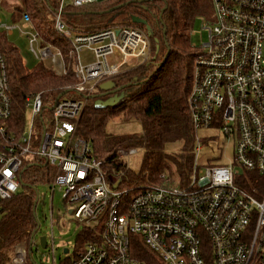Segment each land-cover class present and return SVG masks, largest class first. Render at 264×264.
<instances>
[{
	"label": "built area",
	"instance_id": "built-area-1",
	"mask_svg": "<svg viewBox=\"0 0 264 264\" xmlns=\"http://www.w3.org/2000/svg\"><path fill=\"white\" fill-rule=\"evenodd\" d=\"M210 1L211 18L201 19L207 36L191 43L196 54L187 104L193 148H199L198 129L216 126L233 139V160L199 166L193 155L187 177L178 181L162 172L156 182H125L126 163L120 161L122 168L115 171L76 135L84 100L75 96L99 94L100 83L143 63L149 40L142 29L114 24L81 31L63 19L65 2L59 0L52 21L67 41L64 53L43 43L22 13L20 28H29L34 59L76 80L57 95H27L22 119L13 115L0 50V201L18 192L31 165L55 169L52 188L62 191L69 212L92 236L72 264H264V0ZM93 2L71 0V5ZM2 26L7 34L16 28ZM83 48H91L93 61L79 62ZM134 152L135 147L118 150V159ZM28 262L24 242L16 243L9 264Z\"/></svg>",
	"mask_w": 264,
	"mask_h": 264
},
{
	"label": "trees",
	"instance_id": "trees-1",
	"mask_svg": "<svg viewBox=\"0 0 264 264\" xmlns=\"http://www.w3.org/2000/svg\"><path fill=\"white\" fill-rule=\"evenodd\" d=\"M51 1L20 0L16 10L20 17L24 12L29 15L43 43L53 44L66 53L67 41L57 34L53 25H49L52 10L57 8L59 0L55 4ZM119 3V7L108 11ZM211 15L210 0H118L116 4L107 0L105 3L93 2L81 7L65 4L63 8L62 16L66 22L82 21L86 26H94L108 19L123 17L129 22L127 25L139 27L148 36L152 55L148 54L143 65L129 69L130 71L126 70L127 72L124 71L125 73L109 80L114 83V87L123 86L124 97L119 102L113 106L99 108L94 106L93 98L75 96L87 102L76 120V135L91 143L96 158L104 160L105 164L110 163V167L118 171L122 168V163L116 159L115 151L118 148H144L143 173L132 175L137 179L129 180L128 183L134 180L156 181L158 175L165 172L166 167L181 180L187 177L192 164L194 142L187 97L196 54L193 46L189 45L191 41L187 32L192 28L196 17L208 20ZM133 17L145 23L134 22ZM162 49L165 53L169 49V54L164 64L159 66L165 55L163 51L160 52ZM0 50L7 65L14 117L23 118V100L27 95L38 91L54 92L57 95L63 92L60 87L64 84L73 85L76 82L72 74L56 75L45 64L39 63L28 68L16 48L7 42L2 31ZM142 75L144 79L137 80V77ZM105 82L107 81L97 86L99 91H103L100 85ZM109 113L136 119L141 124L140 132L122 135L107 132L105 125L110 117ZM171 141L182 143L180 154L174 160V169L165 162L163 153L164 145ZM35 166L40 169L47 167L44 171L46 177L43 176L42 179L50 183L48 171L53 168L44 164ZM29 184L33 185L32 182L24 181L21 185L24 186L22 191L10 199L0 201V264H9L15 243L24 240L27 249L31 248V234L37 227V221L32 210L35 191ZM25 187L32 189L33 193ZM90 239L91 232L83 227L77 235L76 250L81 249ZM72 259L67 257L64 264H72ZM28 263L32 264L30 260Z\"/></svg>",
	"mask_w": 264,
	"mask_h": 264
},
{
	"label": "rangeland",
	"instance_id": "rangeland-1",
	"mask_svg": "<svg viewBox=\"0 0 264 264\" xmlns=\"http://www.w3.org/2000/svg\"><path fill=\"white\" fill-rule=\"evenodd\" d=\"M57 1L58 0H52L51 2L55 4ZM69 1L70 0H64L65 4H69ZM106 1L107 0H95L96 3H105ZM117 1L118 0H112V3L116 4ZM19 4L20 0H0V31L5 32L4 27L2 25L16 26V28L13 29L12 33H5V38L7 42L14 48H16V50L19 52L23 63L28 68H32L38 65L39 62L34 59L29 49L28 38L26 36V33L29 32V28L23 27L22 25L20 28L21 19L19 12L16 10V6H18ZM120 4L121 3L114 6L119 7ZM114 6H112L111 8H113ZM49 19L51 21V24L49 25L52 27V14L51 18ZM72 22L73 21L68 23L74 25L75 27L79 28L81 31L84 32L97 30L114 24H129V22L123 17L108 19L107 21L96 23L94 26H86L85 23H83L82 21H80L81 23ZM187 36H190L189 39L191 43L195 42L197 44L206 38L207 29L202 26V20L200 19V17H196L192 28L190 30L188 29ZM162 51L163 49L160 52ZM188 51L191 50L188 49ZM149 53L150 55H152V52L150 51V42ZM91 61H93V53L91 48H83L79 52V62L81 64H85ZM140 65H143V63H133L132 67H129L128 69L123 68L121 73L130 71L131 69H134L135 67H138ZM143 76L144 75L138 76L137 80L144 79ZM68 85L70 84H64L60 88H63L62 90L64 91V89ZM85 103L87 102H85L84 100V104ZM108 116L110 117L106 121L105 130L109 133L118 135L133 134L139 133L141 130V124L136 119H128L122 114L114 116L109 113ZM29 124L30 114L29 111H27L25 114V131L28 130ZM197 133L199 137V148L198 150L196 148H193V155L195 156L196 162L199 166L228 165L232 162L233 139L231 137H226L219 127L209 126L200 128L198 129ZM194 145H197L196 141L193 142V147ZM181 148L182 143L179 141L167 142L163 147V153L165 156L164 160L171 167V169H174V160H176L179 156ZM121 149L124 150V148H118L115 151L116 159L118 162L121 161L123 163H126L127 173L125 182H128L129 180L132 181V179L136 178L132 175H140L143 173L142 163L145 155V150L143 147L136 146L134 153L124 155L121 157V160H119L117 151ZM106 165L110 167V163ZM46 168L47 167L40 169L35 165H31L23 173V180L27 183L32 182L33 185H29H32V188L36 190L33 194L35 200L34 214L37 219V222L39 223V227L34 231L33 241L30 248L29 260L32 262V264H64V259H66L67 257L73 258L76 252V239L77 235L83 228V224L79 223L73 217L72 213L69 212L70 207L64 201L62 197V191L59 190L57 187L52 188L51 182L49 183L42 179L43 176L46 177L44 172ZM55 172V169H49L48 174L51 180L52 177L55 175ZM165 173L167 176L172 175L175 181H178L177 177L174 176L175 173L170 172L168 167L165 168ZM128 174H130L129 178L127 177ZM23 180L21 181V185L24 183ZM135 182L140 181L134 180L133 183ZM124 185L126 184L124 183ZM23 189L24 186H20L18 192L22 191ZM25 189L29 188L25 187ZM29 190L32 191V189ZM31 193H33V191ZM41 236H46L48 238V245L44 248H42L39 244V238ZM52 243L53 253L51 252ZM64 249H67V252H64Z\"/></svg>",
	"mask_w": 264,
	"mask_h": 264
},
{
	"label": "water",
	"instance_id": "water-1",
	"mask_svg": "<svg viewBox=\"0 0 264 264\" xmlns=\"http://www.w3.org/2000/svg\"><path fill=\"white\" fill-rule=\"evenodd\" d=\"M117 7L118 6H116V7L114 6L113 8H110L108 11L113 10ZM133 21L145 23L143 20H141L137 17H133ZM168 54H169V49H167V51H166L164 57L162 58L161 62H159V66L164 64V62L166 61V59L168 57ZM122 88H123V86L114 87V83L112 81H107V82L100 85V89L103 90L101 93L89 95L87 97L94 99V106L95 107L106 108V107L115 105L117 102H119L124 97V92L122 91ZM61 95L62 94H60L58 96V98ZM103 96H108V97L103 98ZM34 191H36V190L34 189ZM36 199H37V196H36ZM34 204L35 203H33V208H32L33 214H34ZM34 217H35V214H34ZM35 219H36V217H35ZM36 221H37V219H36ZM38 227H39V223H37L36 229ZM33 234L31 235V239H30V247H31V244L33 241ZM39 244L42 248L46 247V236H41L39 238ZM64 252H67V249H64ZM29 254H30V249L28 250V255Z\"/></svg>",
	"mask_w": 264,
	"mask_h": 264
},
{
	"label": "crops",
	"instance_id": "crops-1",
	"mask_svg": "<svg viewBox=\"0 0 264 264\" xmlns=\"http://www.w3.org/2000/svg\"><path fill=\"white\" fill-rule=\"evenodd\" d=\"M69 4H71V0L69 1ZM21 18V17H20ZM74 26V25H73ZM4 33H6V32H4ZM7 34V33H6ZM38 223V222H37ZM35 231V230H34ZM34 231L32 232V234L34 233ZM31 234V235H32ZM34 235V234H33ZM22 242H24V241H22Z\"/></svg>",
	"mask_w": 264,
	"mask_h": 264
},
{
	"label": "flooded vegetation",
	"instance_id": "flooded-vegetation-1",
	"mask_svg": "<svg viewBox=\"0 0 264 264\" xmlns=\"http://www.w3.org/2000/svg\"><path fill=\"white\" fill-rule=\"evenodd\" d=\"M101 92H102V91H101ZM101 92H100V93H101ZM118 93H119V92H118ZM108 96H109V95H108ZM108 96H103V98H106V97H108Z\"/></svg>",
	"mask_w": 264,
	"mask_h": 264
}]
</instances>
